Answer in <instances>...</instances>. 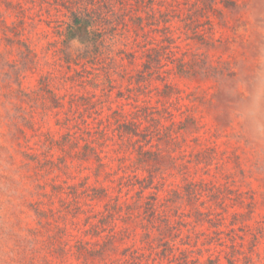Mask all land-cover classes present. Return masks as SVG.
<instances>
[{
	"label": "rangeland",
	"instance_id": "374dc122",
	"mask_svg": "<svg viewBox=\"0 0 264 264\" xmlns=\"http://www.w3.org/2000/svg\"><path fill=\"white\" fill-rule=\"evenodd\" d=\"M204 1L213 3V9L207 14L208 23L205 20L200 27L203 37L194 36L193 32L192 36L188 32L180 37L181 48L189 52L187 60L203 59L204 66L192 78L176 77V83L179 98L186 93L195 104L191 111L200 123L199 129L187 131V144L182 143V149L187 157L204 152L206 164L190 165L187 174L179 167L173 175L167 164V181L160 195L166 196L175 188L184 193L185 175L216 184L223 191L224 206L207 195L199 199L198 207L211 211L213 224L196 228L195 235L190 233L191 240L186 238L187 228H182L186 245L181 247L203 249L205 261L220 257L222 264H229L232 246L236 244L239 253L234 257L238 264H249L248 258H252V264H264V141L250 140L241 130L242 122L236 119L234 111L245 82L258 69L264 71V0ZM180 3L178 9H184L180 13L182 19L190 5L203 7L202 0ZM64 5L68 6L63 0H0V264H80L69 247L81 239L96 240L89 234L90 226L83 221V214L68 216L63 227L68 254L60 257L58 249L64 245L52 239L56 233L53 219L65 215V210L68 212L66 206L72 207L74 196L67 197L70 189H65L66 179L58 170L48 169L44 162H57L62 151H51L50 142L60 140L66 133L67 120L73 125L81 124L74 114L78 97L95 91L92 86L81 84L70 70L72 57L80 56L81 60L85 51L77 41L67 38L72 22ZM175 20L182 33L184 22L181 18ZM134 40V36L117 37L109 43L113 49L127 44L126 50L135 60L134 64L123 63L125 70L112 72L117 88L127 89L129 76L136 82L137 71L143 69L146 61L139 55L140 50L136 54L139 48L132 47ZM119 72L130 75L121 77ZM102 79L106 80L104 73ZM173 79L171 76L170 80ZM163 83L154 80L150 89H162ZM97 93L101 95L102 91ZM194 93L201 99L191 97ZM116 94L117 90L110 92L105 113L121 106L131 111L129 104L120 105L124 99H117ZM53 97L59 100L58 106ZM95 117L88 121L97 123L93 121ZM161 152L166 157L167 146L162 145ZM103 153L102 171L116 173L122 156L113 148ZM78 165L73 171L75 180L70 183L90 175L91 184V169ZM115 178L108 175L109 181ZM181 205L186 214L180 215L182 219L178 214L175 220L193 223L197 216L191 214L186 203ZM91 206L92 203L86 208L89 214ZM42 212L55 216L40 220L38 214ZM218 232L222 233V242L216 241ZM203 233V237L197 238ZM211 238L212 244H206Z\"/></svg>",
	"mask_w": 264,
	"mask_h": 264
},
{
	"label": "trees",
	"instance_id": "16d2710c",
	"mask_svg": "<svg viewBox=\"0 0 264 264\" xmlns=\"http://www.w3.org/2000/svg\"><path fill=\"white\" fill-rule=\"evenodd\" d=\"M63 1L68 5L64 6L72 22L67 38L77 41L85 51L81 60H78L80 56L72 57L70 70L81 84L90 85L95 91L78 97L74 114L81 124L73 125L67 120L66 133L60 140L50 142L51 151L53 148L62 151L57 162L52 159L44 162L48 169L58 170L66 179L65 189H70L67 197L74 196L73 205L66 206L68 212L65 210V215L38 214L40 220L55 216L56 233L52 239L64 245L58 249L60 257L68 254L63 228L69 221L68 216L75 218L83 214L86 216L83 221L90 226L89 234L96 240L81 239L69 247L80 264H222L220 257L202 259L203 249L181 247L186 245L182 228H187L186 238L191 240L196 228L213 224L211 211L200 210L197 201L207 195L217 205L224 206L222 189L214 183L196 181L185 175L184 193L175 188L166 196L160 195L167 181V164L172 170L170 175L179 171V167L187 174L190 165L206 164L204 152L191 153L187 157L182 149V143L187 144V131L199 129L200 123L191 111L195 104L188 100L189 96L185 93L179 98L176 77L192 78L204 66L203 59L187 60L189 52L181 48L180 37L188 32L191 36L193 32L194 36L203 37L200 27L205 20L208 23L207 14L213 9V3L209 5L202 0L203 7L190 5L182 19L180 13L184 9H178L181 0ZM176 18L184 22L182 33L176 26ZM131 36L135 37L132 47L139 48L136 54L140 50L139 55L146 61L143 69L137 71L136 82L129 76L127 89L117 88L112 72L125 70L123 63L134 64L135 60L126 50L127 44L124 48L113 49L109 43L117 37ZM102 73L106 76L105 81ZM128 75L119 74L121 77ZM154 80L164 82L163 88L150 89ZM98 90L102 91L101 95ZM116 90L117 99H124L120 105L129 104L133 108L126 111L121 106L108 109L110 113L106 114L110 92ZM191 97L196 101L201 99L195 93ZM53 100L58 106L59 100L56 97ZM187 112L190 114L181 119L180 115ZM93 116H96L95 124L88 121ZM162 145L168 148L166 157L160 154ZM108 148L122 156V163L114 174L102 171L105 165L103 152ZM78 163L80 167L91 169L94 175L91 184L90 175L81 177L78 183H70L75 180L73 171ZM108 175L116 178L109 181ZM210 185L213 186L209 188ZM90 203L93 210L89 214L86 208ZM182 203L197 216L193 223L175 220L178 214L180 219L181 214H186L181 209ZM221 234L216 233V241L222 242ZM202 235L204 233L197 238ZM213 240L211 238L206 244H212ZM235 240L233 238V242ZM236 247L233 244L229 264H238L234 257L239 253ZM247 262L254 263L252 258Z\"/></svg>",
	"mask_w": 264,
	"mask_h": 264
},
{
	"label": "clouds",
	"instance_id": "9594fccd",
	"mask_svg": "<svg viewBox=\"0 0 264 264\" xmlns=\"http://www.w3.org/2000/svg\"><path fill=\"white\" fill-rule=\"evenodd\" d=\"M236 119L241 123L250 140L264 141V71L257 72L245 82L235 109Z\"/></svg>",
	"mask_w": 264,
	"mask_h": 264
}]
</instances>
